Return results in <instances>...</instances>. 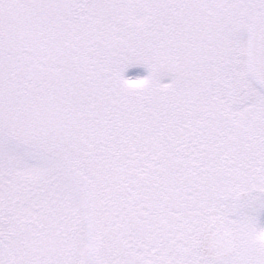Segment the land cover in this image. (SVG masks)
Instances as JSON below:
<instances>
[{
	"label": "snow or ice",
	"instance_id": "obj_1",
	"mask_svg": "<svg viewBox=\"0 0 264 264\" xmlns=\"http://www.w3.org/2000/svg\"><path fill=\"white\" fill-rule=\"evenodd\" d=\"M262 217L264 0H0V264H264Z\"/></svg>",
	"mask_w": 264,
	"mask_h": 264
},
{
	"label": "rangeland",
	"instance_id": "obj_2",
	"mask_svg": "<svg viewBox=\"0 0 264 264\" xmlns=\"http://www.w3.org/2000/svg\"><path fill=\"white\" fill-rule=\"evenodd\" d=\"M147 75V70L143 66H136L128 70L126 76L143 78ZM164 82H168L167 79ZM264 219V217H262Z\"/></svg>",
	"mask_w": 264,
	"mask_h": 264
}]
</instances>
